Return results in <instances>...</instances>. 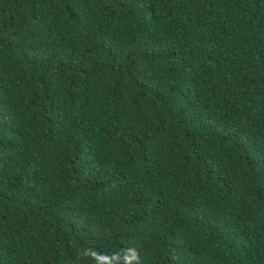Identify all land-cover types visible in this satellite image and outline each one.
<instances>
[{"label": "trees", "instance_id": "obj_1", "mask_svg": "<svg viewBox=\"0 0 264 264\" xmlns=\"http://www.w3.org/2000/svg\"><path fill=\"white\" fill-rule=\"evenodd\" d=\"M264 264V0H0V264Z\"/></svg>", "mask_w": 264, "mask_h": 264}, {"label": "clouds", "instance_id": "obj_2", "mask_svg": "<svg viewBox=\"0 0 264 264\" xmlns=\"http://www.w3.org/2000/svg\"><path fill=\"white\" fill-rule=\"evenodd\" d=\"M83 257H91L96 264H140L138 249L127 247L110 255L99 253L91 248L84 249L81 253Z\"/></svg>", "mask_w": 264, "mask_h": 264}]
</instances>
